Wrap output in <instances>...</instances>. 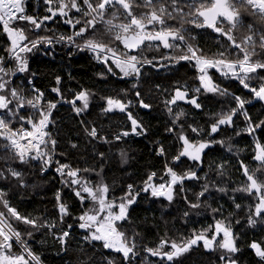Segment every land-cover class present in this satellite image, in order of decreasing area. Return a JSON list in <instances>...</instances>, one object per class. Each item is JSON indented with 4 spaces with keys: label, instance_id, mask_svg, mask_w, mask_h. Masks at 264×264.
<instances>
[{
    "label": "trees",
    "instance_id": "1",
    "mask_svg": "<svg viewBox=\"0 0 264 264\" xmlns=\"http://www.w3.org/2000/svg\"><path fill=\"white\" fill-rule=\"evenodd\" d=\"M78 2L82 4V0ZM187 2L190 3L191 0ZM47 7L43 0H26V12L29 15L38 18L48 16L50 13L45 10ZM111 11L112 9H109V12ZM135 11L139 13L146 10L137 8ZM185 11L188 9L185 8ZM69 16L81 18L82 23L73 29L71 25L64 23V18L56 16L45 21L41 30L29 32V39H35L39 35L50 37L53 42L51 45H41L39 49L24 54L28 61V70L16 71L14 75L6 76L4 79L10 81L9 89L15 88L26 99L43 93L40 101L43 111L51 110L48 107L50 103L60 104L51 112L45 130L56 143L54 146L51 142L42 146L52 153L55 170L60 165H68L73 170L79 169V178L89 181L93 186L101 182L105 184L109 189L108 198L116 203L128 193L129 185L133 186V194L139 193L136 202L128 209L129 219L120 222L121 230L134 240L136 244L134 251L137 254L130 261H125L122 254L104 249L101 242L85 239L88 233L79 227L78 217L93 205L91 201H85L83 205L78 202L74 192L77 186H69L66 183L69 177L61 176L60 173L57 175L49 173L42 177L40 176L42 166L38 160L21 164L18 159H9L8 164L24 174L27 186L21 187L10 175L6 179L0 178V191L6 193L4 199L23 216L55 224L51 230L47 227L33 229L12 218L7 209L0 204V212H4L13 227L23 234L22 239L40 258V264H107L110 259L114 264H224L220 260L221 255L230 254L218 248L207 250L202 244L193 246L189 252L173 262L161 260L158 256H150L145 251L157 248L162 239L171 241L190 238L194 233L198 234L214 225L215 220H224L226 224L231 225L240 249L233 257L237 264H264L249 247L253 241L264 246V222H258L255 226H249L248 223L250 207L254 206L256 201L245 193L234 191L247 182L241 163L264 180V168L253 159L255 141L259 140L264 144V127L257 128L249 135L245 131L247 122L244 116L238 113L233 117L235 121L233 126L221 125L219 131L211 133V124L218 118L217 114L229 112L236 107L234 96L251 100L250 104L245 105V110L253 123L264 120V104L255 100L253 94L238 80L226 79L212 70L210 75L214 83L232 95L206 93L203 89L200 93L195 92L194 89L200 86L199 73L195 67L190 66L188 61L175 63L162 59L164 55H179L180 52L163 47L159 50L155 46L149 48L147 42L142 46L144 49L142 53L139 50L130 53L140 54L152 60V64L141 66L139 77H123L122 73L112 66V71H109L105 63L98 62L91 52H81L65 41L57 42L60 36H71L75 30L83 26V19H86L74 10ZM243 16L245 23L255 20L247 13H243ZM120 22L122 19L115 21ZM168 23L179 26L175 20H169ZM256 26L261 28L264 22L256 21ZM184 27L187 29L185 36L188 43L199 48L206 56L211 57L225 51L222 45L229 43L211 29L196 28L192 24H186ZM96 28L99 29L98 38L110 43L112 47L124 50L123 45L113 39L116 30L101 36L100 33H105V25L99 23ZM92 34L90 30L85 35ZM245 34V29L235 32L238 40ZM76 40L82 43L83 37H77ZM8 43L6 35L0 34V57H4L3 66L15 70L16 62L9 59L5 51ZM183 50L186 51V46ZM256 51L259 53L261 49L257 48ZM229 52L231 55L228 58L233 60L243 55L232 48H228L226 54ZM253 75L264 77V70ZM57 78L60 80L59 84ZM261 83H264V80L259 78L249 81L253 87H258ZM177 87H187L189 96L197 97L202 107L197 109L180 101L171 106L173 112L170 114L165 101L174 95ZM54 88H59L62 95L54 92ZM81 91L89 93V108L76 118L70 107L73 104L66 101L74 100ZM106 98L120 100L127 106L125 111L115 109L104 112L103 109L107 106ZM141 101L151 107H141ZM76 106L82 107L81 102L76 101ZM180 110H183L185 115L173 124L172 121ZM21 112L25 116L31 115L39 119V111L30 107H25ZM129 114L140 125L135 132L128 118ZM21 123L14 121L11 127L14 128ZM27 127L30 129V126ZM93 127L98 133L95 140L90 139L85 131V128L91 130ZM192 127L201 130L199 135L192 132ZM169 128L172 131H168ZM124 132L128 135H122ZM237 132L240 134L237 135ZM180 134L190 138L193 143L209 142V146L201 154L200 161L181 157L177 163L173 162V158L182 148L178 139ZM118 136L121 140L114 142V138ZM6 143L0 140V145ZM158 148L163 150V157L156 155ZM5 154V149L0 147V156ZM165 165L178 174L194 171L199 177L185 179L182 185H176L171 203L164 197H153L150 191L142 190L144 182L152 173H156L155 180L152 181L154 184L159 185L170 179L165 175ZM5 167V162L0 160V169ZM58 177L65 179L66 187H59ZM205 184L209 185V190L198 201L197 194L203 190ZM218 188H224L225 191H218ZM59 190L62 201L69 210V214L63 217L54 198ZM188 201L200 203L201 206L192 208ZM237 203L241 205L240 209L236 208ZM213 209L217 211L214 212ZM185 212L188 216L184 215ZM63 231L69 232V236L61 243L59 237ZM213 231L214 228L206 235L210 238ZM29 232L32 233L31 236L27 235ZM13 243V251L20 253V247Z\"/></svg>",
    "mask_w": 264,
    "mask_h": 264
},
{
    "label": "snow or ice",
    "instance_id": "2",
    "mask_svg": "<svg viewBox=\"0 0 264 264\" xmlns=\"http://www.w3.org/2000/svg\"><path fill=\"white\" fill-rule=\"evenodd\" d=\"M48 7L45 9L50 15L38 18L29 15L26 12V0H0V34L6 35L8 47L5 51L8 58L16 62L15 70L3 66L4 57H0V140L6 141V144L0 145L5 149V155L0 156V160L5 162L6 167L0 169V178L6 179L10 175L17 180L21 187L27 186L24 181V174L21 171L11 167L8 160L18 159L21 164L28 163L30 160L42 161V172L47 171V166L52 163V153L46 151L44 147L49 142L54 146L56 141L51 139L49 133L45 131L49 124L50 111H43L40 103L43 93L26 99L15 88L9 89V80L4 77L14 75L16 71L25 72L28 70V61L24 54L32 52L33 49H39L41 45L48 46L52 44V38L37 35L35 39H29V32L41 30L44 22L53 19L56 16L64 18V23L76 29V25L82 23L81 18H73L69 16L71 11L80 13L83 19V26L75 30L71 36H60L57 42L65 41L75 46L79 51H89L93 57L101 63H105L109 71L114 64L116 68L123 74V77L141 75V66L143 64H152V60L142 57L140 54H130L140 51L143 52L142 46L147 42L149 48L155 46L157 50L160 47L179 51V55H164L162 59L179 63L181 61L190 62V66L195 67L199 73L198 79L200 86L195 88L197 93L203 89L206 93L219 94L221 96L232 95L226 89L220 88L214 83L210 70L215 69L216 72L224 76L226 79L238 80L239 83L253 94V97L259 101H264V83L258 87H253L249 81L254 78L264 80V77H255L253 74L264 70V26L257 28L256 21L264 22V0H82V4L78 0H43ZM53 5H56L55 7ZM145 9L137 13L135 9ZM185 8L188 11H185ZM109 9H112L109 12ZM243 13L255 18L253 22L245 23ZM120 23H115L121 20ZM169 20H175L177 25L169 24ZM103 23L105 25V33L115 31L114 40L119 41L123 45V51L116 47H112L110 43L97 37L99 29L96 25ZM186 24H192L196 28H208L219 36L223 37L229 43L222 45L225 51H220L214 56H206L201 53L199 48L188 43L185 36L187 29ZM31 26V27H28ZM241 29L246 30V34L242 39H237L235 32ZM92 31L91 36L85 34ZM77 37H83L82 43L77 42ZM154 42H158L155 43ZM179 42V43H176ZM186 46V51L183 50ZM232 48L242 53L236 59H229L231 53H227V49ZM261 49L257 52L256 49ZM260 56V59H253ZM155 59V58H153ZM57 83H60L57 78ZM135 87V85H133ZM54 92L62 95L59 88H54ZM7 93V94H5ZM139 95V93H137ZM10 97V98H9ZM236 107L229 112L217 114L218 118L211 124V133L219 131L221 125L233 126L235 121L233 117L238 113L243 115L247 122L245 131L252 135L257 128L264 127V120L259 123H253L249 113L245 110V105L250 104L251 100L234 96ZM76 101H80L82 107L76 106ZM191 104L199 109L202 105L198 102L197 97H190L187 87H177L174 95L165 101L168 112H173L172 105L178 102ZM70 102L74 106V111L80 114L89 108V93L86 91L79 92L75 99ZM106 107L104 112H111L118 109L124 112L126 105L115 98H106ZM25 107H31L39 111V119L33 116H25L21 110ZM49 109L55 108L53 103L49 104ZM141 107L150 108L151 105L141 101ZM185 115L183 110L176 113L172 123L175 124L181 116ZM129 120L133 125L135 132L140 125L129 114ZM14 121L21 123L20 128H13L11 125ZM30 126V129L27 127ZM191 127V126H190ZM86 134L93 139L98 137L97 129L91 130L85 128ZM168 131H172L171 128ZM201 130L192 127V132L197 133ZM240 133L237 132V135ZM122 135L127 136L124 132ZM120 137L118 136L117 139ZM178 139L182 142L183 147L173 159L180 161L181 157H187L193 161H200L201 153L209 146V142L201 141L193 143L190 138L180 134ZM23 141V143H22ZM218 143H223L218 141ZM75 146V145H74ZM11 155H8V154ZM253 159L259 162L261 168H264V144L259 140L255 141ZM163 155L161 149L158 153ZM102 155V154H101ZM243 175L246 177V183L234 189V191L242 192L253 197L256 201L254 206L250 207L248 215L249 226H255L258 222H264V180L258 178L255 172L248 169L246 165L241 163ZM165 175L170 179L156 185L152 183L156 173L148 176L144 182L145 192L150 191L153 197H164L171 203L174 198L175 186L183 183L185 179H199L196 172L188 171L178 174L168 165H165ZM56 171L61 176H67L70 179L66 181L69 186H77L74 189L75 196L83 205L85 201H91L92 207L87 208L78 217L80 221L79 227L84 229L88 236L85 239L90 241L101 242L104 249H110L116 253L122 254L125 261H130L137 253L134 251L136 244L134 240L128 237L125 231L121 230V223L129 219L128 209L130 205L136 202V196L133 194L132 185H129L128 193L120 198L119 203L110 200L107 196L109 189L102 182L93 186L89 181L78 177L79 169L73 170L68 165H60ZM88 171V169H84ZM223 173H221L222 175ZM163 179V178H162ZM209 190V185L205 184L203 190L197 194V200L204 196ZM218 191H225L224 188H218ZM6 193L0 191V204L7 209V213L17 221L30 226L33 229L47 227L49 230L55 227V224H47L39 218H31L21 215L17 209L10 206L8 201L4 199ZM58 211L61 217L69 214L68 206L62 201L59 193L56 195ZM192 208H199L200 203H191ZM237 209L241 208L240 204L235 205ZM114 209H117L114 211ZM213 211H217L213 209ZM188 216V213H184ZM239 222V221H237ZM214 228L211 237L206 233ZM22 233L18 231L9 222L4 212H0V264H40V258L35 255L26 242L22 239ZM31 236L32 233H27ZM69 236V232L63 231L59 237L61 243L64 238ZM218 237H222L218 239ZM202 241L205 249L212 250L218 248L224 253L230 255H221L220 260L224 264H237L233 258L234 254L240 251L236 244V236L232 231L230 224H226L224 220H215L214 225H210L208 229L202 230L200 233H194L192 237L180 240H164L155 249H145L150 256H158L161 260L173 262L183 254ZM21 247L20 253L13 251L14 243ZM249 247L254 250L260 261L264 262V246L261 243L253 241ZM169 248L170 250H165ZM107 264H114L113 260H108Z\"/></svg>",
    "mask_w": 264,
    "mask_h": 264
},
{
    "label": "built area",
    "instance_id": "3",
    "mask_svg": "<svg viewBox=\"0 0 264 264\" xmlns=\"http://www.w3.org/2000/svg\"><path fill=\"white\" fill-rule=\"evenodd\" d=\"M56 105V107L57 106H59L60 104H55ZM70 105V104H69ZM55 107V108H56ZM70 107L72 108V110H73V113H74V115H75V117H80V115L81 114H77L75 111H74V107L72 106V105H70ZM31 108V107H30ZM55 108H51V110H50V116H51V112L55 109ZM50 116H49V118H50ZM21 127V124H19L18 126H16V127H14V128H20ZM46 130V129H45ZM171 133L169 132L168 133V135H170ZM90 139H92V140H95V139H93L91 136H88ZM121 139L119 138V139H117V137H115L114 138V142H119ZM22 143H23V141H22ZM160 148H158L157 150H156V155L158 156V157H163V155H160V154H158L159 152H160ZM39 161V160H38ZM40 162V164H41V166H42V161H39ZM174 163H177L178 161H173ZM53 165H54V157H53V155H52V163L50 164V165H48L47 166V171H43L42 172V170H41V172H40V176H45V175H47V174H49V173H52V174H54V175H57V173L58 172H56V170L54 169V167H53ZM165 172H166V169H165ZM153 180H155V178H153ZM58 183H59V187L60 188H63V187H66V183H65V179H63V178H60V177H58ZM128 191H129V188H128ZM57 193H59L60 194V196H61V192H60V190L57 192ZM57 193L55 194V200H56V195H57ZM76 197V196H75ZM201 198V197H200ZM76 199L78 200V202H80L79 201V199L76 197ZM57 201V200H56ZM19 247H20V245L19 244H17ZM20 249H21V247H20Z\"/></svg>",
    "mask_w": 264,
    "mask_h": 264
},
{
    "label": "rangeland",
    "instance_id": "4",
    "mask_svg": "<svg viewBox=\"0 0 264 264\" xmlns=\"http://www.w3.org/2000/svg\"><path fill=\"white\" fill-rule=\"evenodd\" d=\"M108 63H109L110 66H112L115 70H118V71H119V69L116 68L114 64H111V61H109ZM211 70H212V71H215V69H211ZM122 75H123V74H122ZM255 100H256V99H255ZM260 102H261L262 104H264V101H260ZM181 145H182V147H183L182 142H181ZM181 149H182V148H181ZM204 150H206V148H205ZM204 150H203V151H204ZM202 153H203V152H202ZM202 153H201V154H202ZM186 158H187V157H186ZM189 160H190V159H189ZM156 185H158V184H156ZM218 238L220 239V238H222V237H218ZM198 244H202V245H203V242L200 241V242H198ZM198 244H197V245H198ZM194 246H196V245H194ZM207 250H209V249H207Z\"/></svg>",
    "mask_w": 264,
    "mask_h": 264
},
{
    "label": "flooded vegetation",
    "instance_id": "5",
    "mask_svg": "<svg viewBox=\"0 0 264 264\" xmlns=\"http://www.w3.org/2000/svg\"><path fill=\"white\" fill-rule=\"evenodd\" d=\"M154 43H158V42H154Z\"/></svg>",
    "mask_w": 264,
    "mask_h": 264
},
{
    "label": "bare ground",
    "instance_id": "6",
    "mask_svg": "<svg viewBox=\"0 0 264 264\" xmlns=\"http://www.w3.org/2000/svg\"><path fill=\"white\" fill-rule=\"evenodd\" d=\"M76 118H78V117H76ZM68 190V189H67Z\"/></svg>",
    "mask_w": 264,
    "mask_h": 264
}]
</instances>
